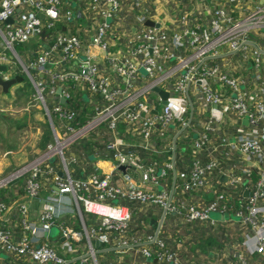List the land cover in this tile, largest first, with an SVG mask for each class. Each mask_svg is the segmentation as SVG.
Instances as JSON below:
<instances>
[{"label": "built area", "instance_id": "1", "mask_svg": "<svg viewBox=\"0 0 264 264\" xmlns=\"http://www.w3.org/2000/svg\"><path fill=\"white\" fill-rule=\"evenodd\" d=\"M225 1L237 4L240 10L259 0ZM79 2L83 16L90 20L88 30L53 36L48 51L21 66L28 77L30 73L48 75L47 84L38 79L34 88L36 100L49 120L52 142L28 167L23 198L12 206L0 201V264H104L115 254L121 259L127 251L137 254L143 264L151 260L178 264L176 252L166 246L165 240L184 238V242H190L192 234L182 235L180 229L201 224L212 231L216 221L209 218L211 213L225 217L230 227L234 224L242 238V252L264 256V42L252 44L247 39L248 32H264V3L245 11L241 18L231 17L222 9L211 10V16L194 24L192 31L188 29L191 20L187 24L181 17L176 19L182 25L180 32L168 33L160 24L157 28L144 25L155 14L148 7L149 0ZM126 6L136 12V27L119 36L113 28L122 21L120 12ZM60 22H74L72 10L64 9L60 0H0V66L6 68L0 73L2 79H10L16 60L14 45L26 44ZM97 51L103 54L105 66L121 80V87L113 85L108 77H98ZM238 51L254 65L248 83L209 65L216 58ZM47 64L53 66V72L46 71ZM82 84L88 104L98 96L102 105L94 103L92 117L81 126L78 110L67 103L71 91ZM155 89L166 94L164 104H160ZM172 100L179 101L176 108L170 107ZM212 107L224 120L233 118L236 126L219 125L207 118L205 114ZM190 112L191 119L198 118V128L191 127ZM239 121H245L246 127L242 128ZM102 124L112 136L105 145L112 152L109 172L95 170L85 179H72L67 168L76 163V158L66 151L84 131ZM118 125L124 127L123 135ZM191 128L199 131L183 136ZM176 141L187 146L188 157L185 169L178 174L182 184L173 186L171 192L167 176L175 173L179 162L172 153L165 158L159 156L172 151ZM126 148L133 150L127 152ZM53 159L58 169L50 164ZM40 176L48 177L56 190L43 198ZM29 200H38L43 206L37 223L27 220ZM132 205L139 210H160L153 234L139 231ZM12 210L21 229L17 238L1 224ZM74 212L80 221L79 230L59 222L62 215ZM84 215L90 218L88 226L82 221ZM166 216L174 219V232L167 239L160 229ZM51 228L58 231L65 251L82 245L75 257L62 258L45 242ZM102 256L104 261L100 260ZM231 257L236 264H247L240 253Z\"/></svg>", "mask_w": 264, "mask_h": 264}, {"label": "crops", "instance_id": "2", "mask_svg": "<svg viewBox=\"0 0 264 264\" xmlns=\"http://www.w3.org/2000/svg\"><path fill=\"white\" fill-rule=\"evenodd\" d=\"M60 2L64 9L70 8L72 10L74 22L70 25L60 22L56 24L53 30H49L45 34L42 33L40 37L30 40L26 44L20 45L21 48L19 51L15 52L13 49L14 54L16 55V60L14 59L15 63L13 70L11 71V75L8 77L12 78L13 76H20L19 73H16L18 70V72L23 75L24 79L22 78L20 83L9 87L6 93H2L0 90V201L6 206H12L23 198L24 181L30 173L28 167L32 166L34 161L43 154L46 146L52 142V131L49 120L46 118L40 104H35V100H31V97L28 93V83L31 82L33 85L35 81L42 79L43 83L47 84L48 75L45 74L39 76L30 73V76L28 77L24 75L21 66L26 64L28 60L35 58L40 52L48 51L52 43L53 36L57 34L67 36L68 34L87 31L88 24H90V20L84 17L82 14L83 6L79 0H60ZM262 2L264 3V0L258 1V3ZM149 3V9L154 10L155 14L148 22L157 24V27L160 24L168 33L175 31L180 32L182 25H179L176 22V19L178 21L181 17L186 18L187 24L189 22L188 19L191 20L188 29L192 31V29L194 30V24H201V22H204L206 18L211 16V10L222 9L223 12L230 15L231 17L241 18L244 16L245 11H252L259 5L257 2H251L248 6L244 8L241 7V9L238 10L239 6L237 4L227 3L225 0H178L176 3H173V1L149 0ZM135 13V10H132L129 8V6H126L122 9L120 12V18L123 19L117 25V27L115 26V28H113L115 31H117L119 36L124 33V31L127 32L128 30L132 32L134 30L136 27L134 21ZM111 26L113 27L114 24ZM247 39L251 41L252 44L262 43L264 42V32L258 33L256 35H252L250 32H248ZM94 55L96 66L99 68L98 77H108L113 85H119L121 87V80H117L112 71L105 66L103 54L97 51ZM209 65H216L220 67L221 70L226 73H230L237 78H240L244 83L251 81V77L254 73L253 62L248 58L245 59L243 54L239 51L235 54H227L216 58L209 62ZM46 71H48V73L53 72V66L49 65V67L46 68ZM24 76H26L28 79H25ZM77 87L78 89L71 91V101L67 103V105L69 107L75 106L80 115L84 113L85 108H89L91 110L94 103L102 105V102L98 96L91 98L92 105L88 104V93L85 91L84 85H78ZM164 103L160 101L161 105ZM47 106L50 108L51 104L48 103ZM214 109L216 108L212 107L211 112L205 114V116L219 125H223L222 123H224L225 125L229 124L233 127L236 126L233 118L228 117L224 120L222 115H220ZM91 115L92 113L84 114V116L87 117L85 118V121L91 118ZM196 119L198 118H194V116L191 119L190 112L189 120L192 128H198ZM238 124L242 128L246 127L245 121H239ZM96 128L84 131L83 135L72 145H70L69 151H66L68 154H71L76 158V163L74 165L68 166L67 168L72 179H85L95 170L96 173H107L113 164V161L110 158L112 152H109L105 149V145L112 141V136L106 132V130L100 137V141L97 142L99 145L98 147L93 145L82 148L79 146L75 147L76 143L80 139L84 138L87 133L94 132ZM192 128L191 131L188 129L183 132V136H188L189 132H192L190 134L194 135L199 131V129L193 131ZM101 130H103V128ZM124 150L125 149L123 148L122 152H124ZM131 150L133 149L126 148L127 152H132ZM171 153L175 154L176 157L178 155V159H176L175 162H179V165L175 167V177L173 182V172L167 176L166 182L168 183L170 191L172 183L174 187L180 186L182 184L183 180L178 174L180 171L185 169L183 164L187 162V146L176 141L174 142V148L172 151L168 153L166 152L159 157H169ZM50 164L56 169L59 168V166L56 165V161L54 159L50 161ZM23 168H25L22 171L23 173L14 176L15 172ZM115 176L116 174L113 175V178ZM133 179L137 181V176L134 174ZM38 181L41 186V198L51 195L56 191L48 177L40 176ZM204 199L205 198H203V200ZM131 207L133 208V213L135 216H137V221L134 223L135 225H138L137 228L139 231L149 235L153 234L156 230L157 223L160 221V210L158 208L139 210L140 208L135 205H132ZM26 209L27 220L37 223L40 212L43 209L40 201H27ZM229 219L232 220L233 218ZM89 220V216H83L82 221L85 226H88ZM59 222L75 230H79L80 228V221L75 212L74 214L62 215L61 218H59ZM173 222L174 219L166 216L161 223L160 229L163 231L166 239L170 237V232H174L172 226ZM1 224L3 228L13 234L15 238L21 234L18 219L13 210L3 217ZM206 225L201 224V226H191L180 229L182 235L192 234V239L190 242H184V238H182V240H176L175 242L165 240L166 246L172 251L176 252L178 256V264H236L235 260L231 257L235 256V253H240L246 260L247 264H264V256H260L255 252L252 255H246L245 252L241 251L240 243L242 238H240L241 236L239 237V231L233 227L234 224H232L230 227V224L226 222L225 217H221V219L216 220L215 228H213L212 231L209 230ZM51 229L47 234L45 242H47L60 257H75L80 250L79 248H82V245L79 244L77 247H73V251L71 252L65 251L62 248L63 241L60 239L58 231L55 229L56 231H54V235L51 236ZM132 229L135 228L132 227ZM215 229L216 231L213 232ZM230 248L232 250H230ZM81 250L83 251V249ZM223 252H225L224 259H222ZM115 255L113 258L110 257V259H107V261L105 260L106 263L104 264H114L113 262H117L118 260H120L118 261L119 264H143L142 259L132 251L125 252L121 259L115 258ZM103 257L104 256H102L100 260L104 261ZM114 258L115 260H113ZM2 260L5 261L6 258L2 257ZM110 261H112V263H110ZM16 264L29 263L19 261L16 262ZM145 264L157 263L155 260H151Z\"/></svg>", "mask_w": 264, "mask_h": 264}, {"label": "water", "instance_id": "3", "mask_svg": "<svg viewBox=\"0 0 264 264\" xmlns=\"http://www.w3.org/2000/svg\"><path fill=\"white\" fill-rule=\"evenodd\" d=\"M37 17L40 18V19H42V15H40V14H37ZM6 22H7V23H10L11 21H10V19H8V20H6ZM144 25H145V26H149V27L157 28V24H154V23H151V22H148V21L145 22ZM13 52H14V51H13ZM48 67H49L48 64L44 66V68H48ZM4 72H6V68H5V66H0V73H4ZM21 81H22V77H20V76H13L12 78H10V79H8V80H3L2 77H1V75H0V90H1L2 93H6L7 90L9 89V87H11V86H13V85H15V84H18V83H20ZM59 91H60V90H59V88H58V89L56 90V93L59 94ZM154 92H156V93L161 97V100H162V102L164 103V100H165V98H166V94H165L164 92L158 90V89H155ZM59 102L62 103V102H63V99L60 98V99H59ZM24 169H25V168H23V169H21V170L15 172V173H14V176L17 175V174H20ZM122 170H123V168H122V167H119V171H122ZM58 175L60 176V175H61V172H58ZM174 177H175V175H174V172H173V179H172V182L174 181ZM220 179H221V180H224V178H223L222 176L220 177ZM0 184H1V182H0ZM172 188H173V183L171 184V192H172ZM171 192H170V195H171ZM163 213H164V212H163ZM94 246L97 247L98 244L94 243Z\"/></svg>", "mask_w": 264, "mask_h": 264}, {"label": "trees", "instance_id": "4", "mask_svg": "<svg viewBox=\"0 0 264 264\" xmlns=\"http://www.w3.org/2000/svg\"><path fill=\"white\" fill-rule=\"evenodd\" d=\"M49 30H46V29H44L43 30V34H45V33H47ZM20 48H21V46L20 45H14L13 46V49H14V51L15 52H17V51H19L20 50ZM73 108H76L75 106H72ZM91 114L92 113V109L90 110L89 108H85L84 109V113H82L81 115H79L78 116V118H77V122L79 123V125H83L84 123H85V118H87V117H85L84 116V114ZM103 128V131H105V127H104V125L102 124V125H100V126H98L95 130H94V132H89V133H87V135L84 137V138H82V139H80L77 143H76V145H75V147H88L89 145H93V146H95V147H98L99 145L97 144V142H99L100 140V137H101V133L99 132L101 129ZM117 130H118V132H119V134L120 135H123L122 134V132H123V130H124V127L122 126V125H118V128H117ZM96 133V134H95ZM90 147V146H89Z\"/></svg>", "mask_w": 264, "mask_h": 264}, {"label": "rangeland", "instance_id": "5", "mask_svg": "<svg viewBox=\"0 0 264 264\" xmlns=\"http://www.w3.org/2000/svg\"><path fill=\"white\" fill-rule=\"evenodd\" d=\"M6 55L8 56V57H10V58H12V55H11V53L10 52H6ZM13 59V58H12ZM14 63H15V61H14ZM18 68V67H17ZM20 68V67H19ZM16 73H19V75L20 76H22V78H23V75L22 74H20V72H18V70L16 71ZM25 75V74H24ZM25 77V79L27 78L26 76H24ZM24 79V78H23ZM28 79V78H27ZM29 82H30V80H29ZM33 83V82H32ZM28 85H29V96L31 97V100H35V104H37L38 105V102H37V100H36V98H37V95H36V90H35V88H34V83H33V85L31 84V82L30 83H28ZM31 86V87H30ZM100 133H101V136L103 135V130H101V131H99ZM182 144V143H181ZM176 159H178V155H177V157H176ZM209 218L211 219V220H219V219H221V216L219 215V214H213V213H211V214H209ZM54 231H56L55 229H51V236L52 235H54ZM106 262V261H105Z\"/></svg>", "mask_w": 264, "mask_h": 264}, {"label": "clouds", "instance_id": "6", "mask_svg": "<svg viewBox=\"0 0 264 264\" xmlns=\"http://www.w3.org/2000/svg\"><path fill=\"white\" fill-rule=\"evenodd\" d=\"M15 2L18 3L19 0H15ZM178 104H179V101H177V100H172V101L170 102V107H172V108H176V107L178 106Z\"/></svg>", "mask_w": 264, "mask_h": 264}]
</instances>
